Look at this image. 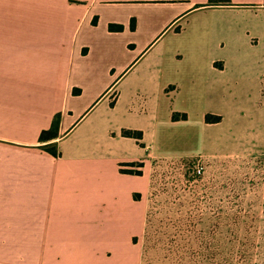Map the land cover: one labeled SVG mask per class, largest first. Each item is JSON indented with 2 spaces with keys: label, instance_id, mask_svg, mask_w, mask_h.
<instances>
[{
  "label": "crops",
  "instance_id": "crops-1",
  "mask_svg": "<svg viewBox=\"0 0 264 264\" xmlns=\"http://www.w3.org/2000/svg\"><path fill=\"white\" fill-rule=\"evenodd\" d=\"M263 102L264 0H0V264H140L152 167Z\"/></svg>",
  "mask_w": 264,
  "mask_h": 264
},
{
  "label": "rangeland",
  "instance_id": "rangeland-1",
  "mask_svg": "<svg viewBox=\"0 0 264 264\" xmlns=\"http://www.w3.org/2000/svg\"><path fill=\"white\" fill-rule=\"evenodd\" d=\"M237 104L244 126L256 106ZM232 118L223 127L196 125L190 152L199 153L152 167L146 227L136 238L140 264H264V129L227 132Z\"/></svg>",
  "mask_w": 264,
  "mask_h": 264
},
{
  "label": "trees",
  "instance_id": "trees-1",
  "mask_svg": "<svg viewBox=\"0 0 264 264\" xmlns=\"http://www.w3.org/2000/svg\"><path fill=\"white\" fill-rule=\"evenodd\" d=\"M212 3H229L230 0H211ZM113 27V25H111ZM187 113L185 112H174L173 113V119L177 120V119H186L187 118ZM221 120V116L218 114H214V113H207L206 114V121L207 122H218ZM57 121H54V125H52V128L49 129L48 131H44L41 135V138L45 140V138L47 136H50L53 134V130L55 128V126H57ZM123 134L127 135V136H133L136 137L138 139H142L143 137V132L141 130H135V129H130V128H125L123 129ZM48 149L50 151H52L55 155H58V150L56 147H54V145L48 144L47 145ZM134 163H129V165H133ZM124 171L126 172H134L135 170L133 169H124ZM136 173L138 174H142V170H136Z\"/></svg>",
  "mask_w": 264,
  "mask_h": 264
},
{
  "label": "built area",
  "instance_id": "built-area-1",
  "mask_svg": "<svg viewBox=\"0 0 264 264\" xmlns=\"http://www.w3.org/2000/svg\"><path fill=\"white\" fill-rule=\"evenodd\" d=\"M203 164L201 163V161L199 160L198 162H197V164H196V171L198 172V173H202L203 172Z\"/></svg>",
  "mask_w": 264,
  "mask_h": 264
}]
</instances>
